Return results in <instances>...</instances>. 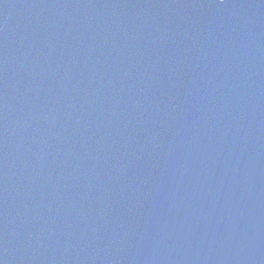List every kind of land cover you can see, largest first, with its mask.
I'll use <instances>...</instances> for the list:
<instances>
[{
	"label": "water",
	"instance_id": "water-1",
	"mask_svg": "<svg viewBox=\"0 0 264 264\" xmlns=\"http://www.w3.org/2000/svg\"><path fill=\"white\" fill-rule=\"evenodd\" d=\"M0 264H264V0H0Z\"/></svg>",
	"mask_w": 264,
	"mask_h": 264
},
{
	"label": "snow or ice",
	"instance_id": "snow-or-ice-1",
	"mask_svg": "<svg viewBox=\"0 0 264 264\" xmlns=\"http://www.w3.org/2000/svg\"><path fill=\"white\" fill-rule=\"evenodd\" d=\"M221 2H222V0H221Z\"/></svg>",
	"mask_w": 264,
	"mask_h": 264
}]
</instances>
